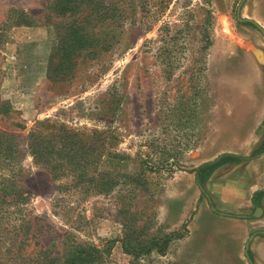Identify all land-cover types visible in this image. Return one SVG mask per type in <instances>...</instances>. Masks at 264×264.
I'll return each mask as SVG.
<instances>
[{"label":"rangeland","instance_id":"1","mask_svg":"<svg viewBox=\"0 0 264 264\" xmlns=\"http://www.w3.org/2000/svg\"><path fill=\"white\" fill-rule=\"evenodd\" d=\"M262 30L264 0H0V239L26 225L43 263L206 264L184 239L199 210L236 214L211 191L233 164L203 189L194 170L257 154Z\"/></svg>","mask_w":264,"mask_h":264},{"label":"crops","instance_id":"2","mask_svg":"<svg viewBox=\"0 0 264 264\" xmlns=\"http://www.w3.org/2000/svg\"><path fill=\"white\" fill-rule=\"evenodd\" d=\"M262 141L263 134L257 150ZM250 160L233 164L232 188L219 180L211 186L220 202L236 214L214 215L199 210L192 221H200V235L195 244L191 231L185 237L184 257L206 264H238L234 257H248L250 249L255 261H264V152Z\"/></svg>","mask_w":264,"mask_h":264},{"label":"trees","instance_id":"3","mask_svg":"<svg viewBox=\"0 0 264 264\" xmlns=\"http://www.w3.org/2000/svg\"><path fill=\"white\" fill-rule=\"evenodd\" d=\"M4 134L0 132V143H2V137ZM3 149V146H1ZM264 152V131H263V141L257 154L252 155L251 157L246 156H237L235 154H223L219 158L206 162L194 170V176L196 184L199 188H204V185L209 180V178L213 175V173L219 169L220 167L227 164H236L243 161H248L253 159L260 153ZM21 228L17 232L11 233V235L7 237H3L0 239V243L2 244V248L0 247V264H41L47 259L48 251L43 252L42 256H37L36 258H30V253L26 254L27 246V238H23L18 241V236L23 235L25 237L27 226L20 225ZM167 244L165 247H167ZM94 249L90 250H76V252H72L67 260L66 264H91L95 261L93 255ZM48 260V259H47ZM49 262V260L47 261ZM43 264H56L54 260L50 263Z\"/></svg>","mask_w":264,"mask_h":264},{"label":"bare ground","instance_id":"4","mask_svg":"<svg viewBox=\"0 0 264 264\" xmlns=\"http://www.w3.org/2000/svg\"><path fill=\"white\" fill-rule=\"evenodd\" d=\"M225 28L227 29V33L230 34V29L228 28V24L225 26Z\"/></svg>","mask_w":264,"mask_h":264},{"label":"water","instance_id":"5","mask_svg":"<svg viewBox=\"0 0 264 264\" xmlns=\"http://www.w3.org/2000/svg\"><path fill=\"white\" fill-rule=\"evenodd\" d=\"M245 2V1H244ZM242 8V7H241ZM241 8H239V9H241ZM241 21H251V20H241ZM256 24V23H255ZM260 28V27H259ZM263 31V33H264V30H262Z\"/></svg>","mask_w":264,"mask_h":264}]
</instances>
